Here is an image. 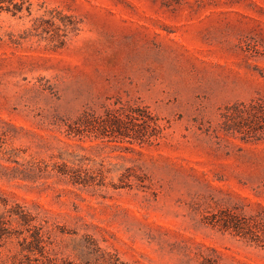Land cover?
Segmentation results:
<instances>
[{
    "label": "rangeland",
    "instance_id": "obj_1",
    "mask_svg": "<svg viewBox=\"0 0 264 264\" xmlns=\"http://www.w3.org/2000/svg\"><path fill=\"white\" fill-rule=\"evenodd\" d=\"M251 102L264 0H0V264L22 256L21 212L59 259L264 264L219 224L264 227V112L251 136L226 126ZM136 105L151 142L68 131Z\"/></svg>",
    "mask_w": 264,
    "mask_h": 264
},
{
    "label": "trees",
    "instance_id": "obj_2",
    "mask_svg": "<svg viewBox=\"0 0 264 264\" xmlns=\"http://www.w3.org/2000/svg\"><path fill=\"white\" fill-rule=\"evenodd\" d=\"M241 105V107H240ZM234 112L229 116L227 129L237 130L243 137L251 136L253 129L249 122L260 117L264 112L262 103L251 102L247 105H234ZM68 131L75 135L93 134L96 137H108L110 139H129L139 143L151 142L156 139L161 132V125L158 118L153 115L145 106H132L126 111L118 109H106L103 114L96 115L93 112L85 111L73 123L68 124ZM19 221L24 226L23 230L27 234L22 236L20 241V253L22 256L16 264H88V261L74 262L68 259H59L48 248L50 243L45 237L41 226L32 224V217L26 212L19 214ZM219 224L224 229H233L236 233L248 237L256 242H264V227L257 226L253 221H243L238 224L234 215L222 219ZM5 222H0V235L8 233ZM100 251L99 248H96ZM101 253V252H100ZM99 253V254H100ZM102 264H125L119 262L115 256H110L109 260H103Z\"/></svg>",
    "mask_w": 264,
    "mask_h": 264
}]
</instances>
